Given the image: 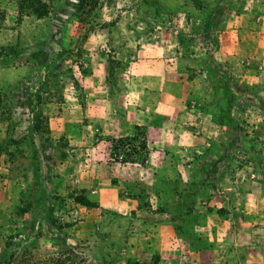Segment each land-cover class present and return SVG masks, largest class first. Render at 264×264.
<instances>
[{
	"label": "rangeland",
	"instance_id": "rangeland-1",
	"mask_svg": "<svg viewBox=\"0 0 264 264\" xmlns=\"http://www.w3.org/2000/svg\"><path fill=\"white\" fill-rule=\"evenodd\" d=\"M44 2L38 18L0 0V264H264V0ZM229 24L233 57L220 52ZM167 88L180 100L175 138L152 150L145 126L99 134L109 110L96 96L127 116L138 100L148 118ZM206 117L219 139L190 135ZM102 139L95 163L138 170L96 174L114 202L133 198L175 240L123 236L110 220L122 206L79 188Z\"/></svg>",
	"mask_w": 264,
	"mask_h": 264
},
{
	"label": "crops",
	"instance_id": "crops-1",
	"mask_svg": "<svg viewBox=\"0 0 264 264\" xmlns=\"http://www.w3.org/2000/svg\"><path fill=\"white\" fill-rule=\"evenodd\" d=\"M235 31H230V24L226 26V31L224 33V37L221 42L220 52L224 56H235L236 54V45L239 44V41H235ZM159 93V100L156 103V108L154 110V116L144 118V111L139 109V101L136 100V105H132L131 108H129V114L127 116L126 112H123L122 109L121 112L125 113V115L121 114L118 115L116 112H113L114 110H118L119 105L117 104V101L111 100L109 98V95L104 97L96 96V99H94V103H103L107 105V109L109 110V113H107L105 120H101L102 125L101 127H97L99 134L104 138H120L124 136L131 135L133 133V130H135L138 126L147 127V130L151 136L150 141V147L153 150V148L156 146H159L166 140V132H168V135H170L171 139L175 138L177 135V122L181 118L179 117V99L177 98V95L175 91L171 88L162 89ZM175 94V95H174ZM123 98V97H121ZM123 100V99H121ZM170 100H177L176 103H170ZM119 102V101H118ZM142 103V102H141ZM123 105H126L124 100L123 102H120V108H122ZM129 107V106H128ZM142 109V108H141ZM201 123V126L197 124V127H201L202 134L199 136H195L193 132V129L191 130V136L194 137V139H201L205 140L206 137L208 138H215L216 140L219 139L220 134H222V128L219 127L217 124L213 123L211 119L204 118ZM95 125H98L95 123ZM107 140V139H106ZM106 140H103L99 142L96 148H94V152H92L94 157V164L92 167V170L89 173L94 174L93 178L90 176L87 180H81L79 188L85 189L87 194L89 195L90 199L94 203H98L100 206H106L109 204V197L112 200L111 202L113 204L121 205L122 213L125 215L123 217H120V219H110L112 223L116 224V227L114 229H120L123 236L127 234L133 235L134 231L138 235V231H143V229H154L157 233L156 238H160L159 242L161 244H165L168 242V239L171 238L175 240V237L173 236V230L170 226L159 223L155 224V226H151L150 223L144 222L141 219H139V212H138V202L134 200L133 198H129L128 196L122 197L119 201L114 202V197H111L112 190H106L104 185L101 181H99L101 178L100 176H97V173L100 174H110L115 169L120 171L121 173H127L128 171L131 173H138V170L133 166H120L119 168H115L116 166H109L105 163H102L99 165V163H95L99 157L100 159H104L105 154H101L103 150H105V143ZM145 173V172H143ZM102 176V175H101ZM106 176V175H105ZM131 177V178H129ZM124 177L121 178L120 183L121 184H131V183H142V186L145 185V181H143L138 176L133 177ZM144 177V174H143ZM103 178V177H102ZM82 179V178H81ZM128 179V180H127ZM129 179L132 181L129 182ZM141 179V180H139ZM104 181L107 180V178L103 179ZM99 181V182H98ZM125 181V182H123ZM149 184V180L147 181ZM117 197V196H116ZM118 199V197H117ZM126 207V208H125ZM95 211V210H94ZM136 211V212H135ZM94 214V212H92ZM90 216V215H89ZM88 216V217H89ZM108 218L105 216L102 218V221L107 220ZM91 220V216L88 218L87 222ZM93 221V220H92ZM106 227V224L104 223L103 228ZM155 233V234H156ZM4 246L0 247V253L4 250Z\"/></svg>",
	"mask_w": 264,
	"mask_h": 264
},
{
	"label": "trees",
	"instance_id": "trees-1",
	"mask_svg": "<svg viewBox=\"0 0 264 264\" xmlns=\"http://www.w3.org/2000/svg\"><path fill=\"white\" fill-rule=\"evenodd\" d=\"M20 14H25L26 11H29V14H33L38 18H42L50 13L48 4L44 0H18ZM84 205L91 204L89 201L84 200ZM6 248L0 253V260L5 256ZM11 257H14L12 254Z\"/></svg>",
	"mask_w": 264,
	"mask_h": 264
}]
</instances>
